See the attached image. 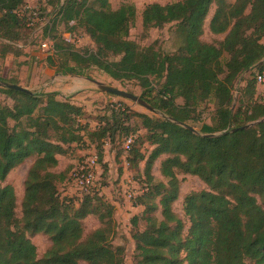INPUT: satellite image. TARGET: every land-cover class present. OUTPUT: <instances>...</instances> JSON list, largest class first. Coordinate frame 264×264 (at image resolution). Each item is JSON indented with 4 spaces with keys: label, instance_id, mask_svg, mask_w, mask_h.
Returning a JSON list of instances; mask_svg holds the SVG:
<instances>
[{
    "label": "trees",
    "instance_id": "obj_1",
    "mask_svg": "<svg viewBox=\"0 0 264 264\" xmlns=\"http://www.w3.org/2000/svg\"><path fill=\"white\" fill-rule=\"evenodd\" d=\"M58 1L53 22L83 29L96 49L76 51L54 43L47 52L48 65L63 76L89 79L86 72L96 68L115 81H134L142 89L140 98L162 117L113 109L90 130L78 122L90 115L58 100L57 93L0 86V94L13 103H0V183L26 159L34 160L24 181L20 219L13 188L0 186V264H122L124 251L112 244L114 206L104 196L75 199L59 193L71 171H56L59 157L72 154L84 136L97 144L100 163L105 140L113 144L117 139L120 170L124 163L137 169L144 162L146 186L137 198L143 211L131 219L133 264H264V120L232 132L264 119V103L256 97V76L264 69V0H178L148 4L139 11L132 0H118L121 4L114 10L113 0ZM26 2L0 0V39L17 40L11 35L20 27L36 30L37 25L29 27L16 14ZM49 2L40 9L45 11ZM212 6L208 32L222 39L206 43L201 37ZM137 17L144 32L174 23L182 45L172 54L139 47L128 39ZM53 25L45 23L49 30ZM252 70L235 107L236 82ZM208 103L213 104L209 122L195 129L200 108ZM134 117L145 135L135 137L125 151L124 141L139 130L131 125ZM212 134L220 135L208 136ZM144 142L152 147L147 157L140 149ZM161 156L166 157L160 163L166 183L151 174ZM177 173L196 176L207 187L183 200L186 231L172 209L179 192ZM90 216L100 227L84 236L82 221ZM27 234L48 237L51 245L41 259Z\"/></svg>",
    "mask_w": 264,
    "mask_h": 264
},
{
    "label": "rangeland",
    "instance_id": "obj_2",
    "mask_svg": "<svg viewBox=\"0 0 264 264\" xmlns=\"http://www.w3.org/2000/svg\"><path fill=\"white\" fill-rule=\"evenodd\" d=\"M178 0H132L131 3L139 11L144 6L152 3L165 5L173 3ZM234 1V0H228ZM120 1L113 0L110 5L111 8L117 9L120 6ZM44 7L45 11L41 9L42 17L38 21L36 30L20 27L12 32V37H18L17 40L0 39V78L6 81L15 82L33 93H57V99L61 101H69L76 106L81 107L86 114L91 118L88 120H78L82 127L89 126L90 130L98 127L99 119L103 116L111 114L113 109L127 110V113L146 114L152 117H162L158 112L152 113L140 105L100 91L97 84L114 87L116 89L131 93L137 97L141 96L142 89L134 81H115L105 73L96 68H90L86 73V77L74 75H60L56 73V68L50 67L47 63L48 54L41 50L40 43L49 39L52 43L62 42L63 45H70L76 51H95L96 47L83 29L73 26V24L65 25L63 23L57 24L53 22L56 16L57 8L59 6L58 0H50ZM43 7V6H42ZM214 7L212 6L207 18L204 21V33L201 40L206 43H215L222 39V36H213L208 32V23L213 14ZM54 23L51 30L45 27L46 22ZM48 28V29H47ZM69 39V41H68ZM128 39L135 42L139 47H153L159 54H172L183 43L182 35L176 30L174 23L166 24L162 28H151L147 32L143 31L141 20L137 17L133 25L129 29ZM110 60H118L110 58ZM244 73L236 82L233 92V104L238 106L241 89L245 86V82L251 79L252 73ZM251 75V76H250ZM2 83V82H0ZM161 84V83H160ZM155 89L158 90L160 85L153 82ZM260 91H258L259 96ZM0 103L11 107L12 101L4 95L0 94ZM177 104H181L182 100L177 99ZM201 119L200 123H195L193 126L198 129L202 122H209L210 112L213 111V104L208 103L202 105L200 108ZM138 119L132 118L131 125L133 128L139 129L134 136L145 135V130L138 128ZM84 134V133H83ZM84 143L79 146H73L72 154H65L59 157V164L56 171L66 169L72 170L79 161L83 159L84 153L92 146L97 151V144L90 141L88 136L83 137ZM103 145V162L101 167V183L104 187V198L114 206L113 221L115 225L112 244L115 247L123 249L122 264L134 263V241L132 239L133 227L131 219L135 215H140L143 207L137 203V211H132L131 204L123 198L122 179H130L134 184V190L138 193L145 191V182L143 175L144 162L141 163L137 169H128L124 171L123 167L120 170L116 162V154L120 150V141L117 139L113 144L105 140ZM141 152L145 153L147 157L152 150L146 142L140 146ZM165 156L159 157L152 166L151 174L154 179L159 182L166 183L160 174V163L165 159ZM106 161V162H105ZM34 160L32 158L26 159L21 165L13 169L6 177L0 186L9 185L13 188L16 196L15 215L18 219L22 217L21 202L24 194V181L26 175L31 168ZM69 174V173H68ZM179 181L178 198L173 203L172 209L174 214L182 220L185 225V231L189 227V222L184 215L183 200L187 195L198 193L207 190L206 185L196 176L177 173ZM67 186L60 187L59 193L64 196ZM61 191V192H60ZM131 210H130V209ZM159 215V211L157 212ZM84 228V236L89 235L93 230L100 227L99 221L96 217H87L82 221ZM138 228L143 229L142 222H138ZM27 237L36 248V256L41 259L45 252L49 249L51 243L43 234H27ZM79 264H86L80 262Z\"/></svg>",
    "mask_w": 264,
    "mask_h": 264
},
{
    "label": "built area",
    "instance_id": "obj_3",
    "mask_svg": "<svg viewBox=\"0 0 264 264\" xmlns=\"http://www.w3.org/2000/svg\"><path fill=\"white\" fill-rule=\"evenodd\" d=\"M40 4H46L50 0H38ZM18 17L27 19L28 26L34 27L38 24L41 16L40 7H31L25 5L16 11ZM36 20H38L36 22ZM69 41V39H68ZM39 47L44 52H49L52 48V43L49 39L40 43ZM257 95L259 101L264 103V69L256 76ZM258 91H260L258 96ZM134 141V136H129L123 143L125 151L130 149V145ZM128 164L124 163L123 169L127 170ZM101 167L98 159V154L92 146L88 147V150L84 153L83 159L76 164V166L69 172L67 182L64 186H67L66 192L63 197H70L75 199H81L87 195L105 196L103 194L104 187L101 183ZM123 198L131 204L132 208L137 207V198L141 195L134 190V184L130 179H122ZM61 192V191H60Z\"/></svg>",
    "mask_w": 264,
    "mask_h": 264
},
{
    "label": "water",
    "instance_id": "obj_4",
    "mask_svg": "<svg viewBox=\"0 0 264 264\" xmlns=\"http://www.w3.org/2000/svg\"><path fill=\"white\" fill-rule=\"evenodd\" d=\"M96 85L98 86L100 91L103 92V93L111 94V95H114V96L129 100V101H132V102L140 105L141 107L145 108L146 110H148V111H150L152 113H156V111L150 105H148L145 101H143L140 97H137V96H135V95H133L131 93H127L125 91L116 89L114 87L105 86V85L97 84V83H96ZM0 86H4V87H6L8 89L16 90V91H19V92L32 93L31 91H29V90H27V89H25V88H23L21 86L14 85V84L0 83ZM263 120L264 119L256 121V122L249 123V124H247V125H245L243 127H240V128L232 130V132H235L237 130H243V129L250 128V127L255 126L256 124L262 122ZM177 124L182 126V127H184V128H186V129L191 130L194 133H196V130H194L193 128H191V127H189L187 125L180 124V123H177ZM218 135H220V134H212V135H208V136L209 137H214V136H218Z\"/></svg>",
    "mask_w": 264,
    "mask_h": 264
},
{
    "label": "crops",
    "instance_id": "obj_5",
    "mask_svg": "<svg viewBox=\"0 0 264 264\" xmlns=\"http://www.w3.org/2000/svg\"><path fill=\"white\" fill-rule=\"evenodd\" d=\"M26 5H29V6H31V7H40L41 8V6H43V4H40L39 3V1L38 0H27V2H26ZM106 162V161H105ZM62 170V169H61ZM130 209V208H129ZM132 209V211H137V209H135V208H131ZM130 209V210H131Z\"/></svg>",
    "mask_w": 264,
    "mask_h": 264
}]
</instances>
